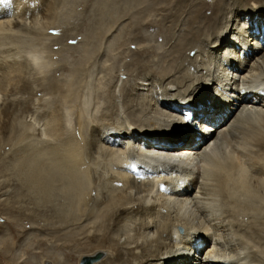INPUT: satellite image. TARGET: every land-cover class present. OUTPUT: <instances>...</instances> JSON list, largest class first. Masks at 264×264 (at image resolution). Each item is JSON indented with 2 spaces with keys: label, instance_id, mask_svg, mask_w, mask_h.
I'll return each instance as SVG.
<instances>
[{
  "label": "bare ground",
  "instance_id": "bare-ground-1",
  "mask_svg": "<svg viewBox=\"0 0 264 264\" xmlns=\"http://www.w3.org/2000/svg\"><path fill=\"white\" fill-rule=\"evenodd\" d=\"M75 1L0 0L8 231L52 232L0 264H264V0H124L78 39Z\"/></svg>",
  "mask_w": 264,
  "mask_h": 264
},
{
  "label": "rangeland",
  "instance_id": "rangeland-1",
  "mask_svg": "<svg viewBox=\"0 0 264 264\" xmlns=\"http://www.w3.org/2000/svg\"><path fill=\"white\" fill-rule=\"evenodd\" d=\"M100 0H79V2L77 3L76 1L75 2H73V4L72 3H70V2H68V6H70V7H67V9H68V11H67V18H68V21L71 23V25H73L74 26V29H73V34L76 36V34H77V39L79 38V37H81V35L82 36H84V34L86 35V34H89L92 30L93 31H95V29L96 28H98V30L100 29V28H102V31H104L105 30V28L107 27V26H109L110 24H107V21H108V19L106 18V19H104V20H102L101 21V19H103V17L106 15V16H108V14H111L112 13V11H116L115 13L117 14V13H119V12H122V11H126L127 9H126V5L127 4H125L124 3V0H112V2H111V0H101L100 2H99ZM107 1H109V2H107ZM132 1V0H131ZM140 1H142V0H140ZM177 1H179V0H164V2H165V4L167 5V6H169V5H173V4H176V2ZM183 1V0H182ZM207 2H212V1H214V0H206ZM89 2V3H88ZM106 4H105V3ZM127 2H130L129 0H127ZM133 2V1H132ZM184 2V1H183ZM80 3V4H79ZM86 3V4H85ZM91 3V5L90 6H88L89 4ZM95 3V4H94ZM94 4V5H93ZM99 4H100V6L101 7H99ZM103 5V6H102ZM115 5V6H114ZM121 6H124V7H121ZM176 6V5H175ZM208 6H211V5H207V7ZM86 8V10H85V8ZM94 7V8H93ZM121 7V8H120ZM69 8H72L71 10H69ZM112 8V9H111ZM121 9V10H119V9ZM165 8V7H164ZM90 9H91V11H90ZM115 9V10H114ZM166 10H165V13H170L171 14V12L172 11H174V9H175V7L174 8H172V9H170V8H165ZM92 10L94 11V12H92ZM100 11V13H99V11ZM214 9H212L211 8V10H206V15H208V16H213L212 14H213V11ZM64 11V10H63ZM89 12V14L87 13V12ZM119 11V12H118ZM105 13V14H102V13ZM109 12V13H108ZM153 12H156V10L155 11H153ZM211 12H212V14H211ZM115 13H112V14H115ZM62 14H65V13H62ZM85 14V15H84ZM102 14V15H101ZM102 17H101V16ZM151 15H152V13H151ZM131 16H128L127 17V20L125 21V23L126 22H128V19L130 18ZM159 17H160V15L159 16H155V18L156 19H159ZM143 18V17H142ZM138 20H140V18L138 17L137 18ZM148 19H151V16H149L148 17ZM205 19V18H204ZM168 20V21H167ZM158 21H161L160 19L158 20ZM178 17H176V18H173V20H172V16H170L168 19H166L165 20V22H164V25L166 26V28L168 27V30L166 29V31L167 32H170V34H171V32L172 31H175V29L177 28V26H176V28L174 29L173 28V26H174V22H175V24H178ZM92 22V23H91ZM103 23V27L101 26V24ZM101 23V24H100ZM124 23V22H123ZM214 24H216V21L214 22ZM107 25V26H106ZM121 26H122V24H121ZM120 26V27H121ZM148 26V25H147ZM204 26H207V24L206 23H204ZM232 26H235V21L233 22V24H232ZM144 27V26H143ZM194 27V26H193ZM197 26H195L194 28H196ZM89 29V30H88ZM120 29L121 28H119V31H120ZM150 32H148L150 35H152V36H155L154 37V41H158V43H164V38L161 36V38H160V35H158V34H163V33H165V32H163L162 33V28H161V24L159 23V22H154L153 23V25L152 26H149L148 28H147ZM49 32H50V34H53L54 32H53V29H50V30H48ZM55 31V30H54ZM51 32H53V33H51ZM75 32V33H74ZM136 32H137V30L135 29L133 32H132V34L133 35H135L136 36ZM55 33H57V32H55ZM78 34L80 35L79 37H78ZM90 35V34H89ZM93 35V34H92ZM173 35V34H172ZM72 38H74V36H72L71 35V37H70V39H68L67 40V44H68V46H70V47H72L73 49L74 48H76L77 47V45H78V43H77V40H74V39H72ZM82 38V37H81ZM155 38H156V40H155ZM66 39V38H65ZM158 39V40H157ZM91 40H93V37L91 38ZM80 41H81V39H80ZM162 41V42H161ZM172 41L174 42V38L172 39ZM64 42H66V41H64ZM103 43H104V40L102 41ZM101 42V44H103ZM93 43V42H92ZM95 44H96V42H94ZM100 43V42H99ZM79 45H80V47H81V44L79 43ZM132 46H134V44H132L131 46H130V48L132 49ZM56 47H58V46H54V49L56 48ZM94 47V46H93ZM221 47H223V46H221ZM96 48H97V45H95V50H96ZM57 49V48H56ZM80 50V49H79ZM91 50H93V49H91ZM101 52V51H100ZM192 53V52H191ZM209 52L208 51H206V53H205V55L206 56H210L209 54H208ZM190 55H192V54H190ZM191 57V56H190ZM73 64H76L75 62H72V65ZM186 65H187V67H188V69L190 70V72H195L196 70L195 69H197V67L198 66H196L197 64H195V63H192V62H186ZM194 68V69H193ZM201 68L199 67L198 69H197V71L198 70H200ZM122 77V79L124 78V75H122L121 76ZM32 88H37V86H35L34 84L32 85ZM170 89H173V86H170ZM36 91V90H35ZM36 92H38V94L37 95H39L40 94V92L39 91H36ZM166 104H168V103H165V105ZM43 127V126H42ZM183 135H186L187 137H189L190 135H191V131H190V129L189 128H187L185 131H182V135L181 136H183ZM186 136L185 137H183V138H181V139H179L178 141H181V142H184L186 139ZM2 160H7V158L6 159H2ZM2 160H0V191H3L4 189V187L7 185V183L4 181V180H2V177H1V173H2V168H3V161ZM1 180H2V182H1ZM3 184V185H2ZM1 188H2V190H1ZM11 189V190H10ZM9 193L8 194H1L0 193V224L1 225H3V230L2 231H0V237H7L6 239H7V244H8V246L9 247H11L12 248V250H15L17 253H20L21 252V250H22V248H24L25 246H27V245H29V244H31L32 242H34V238H35V242L38 240V239H42V241L44 242V240L45 239H48L49 237H50V235H51V233L52 232H50V231H47V230H42V231H38V229L36 230V229H34V228H29V223H26L25 225H26V229L24 230V235H22V234H19V233H16L15 234V232H10V231H8L9 230V228L11 227H9V220L11 219V217L12 216H14L15 214L14 213H12V211H11V209H12V206H13V204H14V201H15V199H14V189L13 188H9ZM4 195V196H3ZM8 196V197H7ZM5 203V204H4ZM8 216V217H7ZM9 219V220H8ZM24 225V226H25ZM4 229H6V230H4ZM4 231H7L6 233H9V234H5V232ZM28 232V233H27ZM18 234V235H17ZM26 234V235H25ZM6 235V236H5ZM38 235H39V237H38ZM22 236L24 237V238H22ZM9 237V238H8ZM28 237H31V239H28ZM37 237V238H36ZM48 237V238H47ZM26 239V240H25ZM24 240V241H23ZM34 242V243H35ZM22 243V244H21ZM33 244V243H32ZM31 244V245H32ZM19 245H21L20 246V248H19ZM45 245L42 243L41 245H40V249L41 250H43V251H45V252H49V251H52V249H48V248H46V246L44 247ZM46 249V250H45ZM20 250V251H19ZM62 257H65V256H63L62 255ZM70 258V257H69ZM84 258H87V257H83V258H81L80 259V261L79 260H77L75 257L74 258H70V259H68V264H83V259ZM47 264H49V263H47Z\"/></svg>",
  "mask_w": 264,
  "mask_h": 264
},
{
  "label": "water",
  "instance_id": "water-1",
  "mask_svg": "<svg viewBox=\"0 0 264 264\" xmlns=\"http://www.w3.org/2000/svg\"><path fill=\"white\" fill-rule=\"evenodd\" d=\"M98 258H99V255H95V256L90 257V258L87 257V259H85L83 261V264H90V263L96 261Z\"/></svg>",
  "mask_w": 264,
  "mask_h": 264
}]
</instances>
